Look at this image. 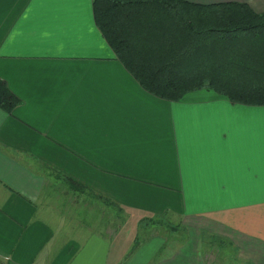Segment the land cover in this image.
I'll use <instances>...</instances> for the list:
<instances>
[{
  "label": "crops",
  "instance_id": "1",
  "mask_svg": "<svg viewBox=\"0 0 264 264\" xmlns=\"http://www.w3.org/2000/svg\"><path fill=\"white\" fill-rule=\"evenodd\" d=\"M0 78L21 99L0 107V264H264V105L150 93L93 0H0ZM67 177L123 223L90 231L58 212L50 189L87 196ZM145 220H175L179 241L142 238Z\"/></svg>",
  "mask_w": 264,
  "mask_h": 264
},
{
  "label": "trees",
  "instance_id": "2",
  "mask_svg": "<svg viewBox=\"0 0 264 264\" xmlns=\"http://www.w3.org/2000/svg\"><path fill=\"white\" fill-rule=\"evenodd\" d=\"M93 7L117 57L150 93L178 101L206 88L234 103L264 105V12L248 2L93 0ZM20 103L0 78V107L12 112ZM66 180L88 197L112 203ZM137 244L139 238L129 254Z\"/></svg>",
  "mask_w": 264,
  "mask_h": 264
},
{
  "label": "rangeland",
  "instance_id": "3",
  "mask_svg": "<svg viewBox=\"0 0 264 264\" xmlns=\"http://www.w3.org/2000/svg\"><path fill=\"white\" fill-rule=\"evenodd\" d=\"M50 196L54 198L56 205L58 204V212H63L62 208H64L67 212V216L73 215L74 217H76V214L78 216H81V218L78 221H74V223L77 222L78 226H80V223H84L87 225V228L90 231H93V229H95L97 226H100V229L102 225L107 226L111 223V220L114 223H123L124 221V216L120 217V212L117 210V208L109 205H104L101 200L92 199L87 196H78L74 194L73 191H71L67 186L62 187L60 184L57 189H50ZM122 214L123 213L121 212V215ZM153 221L154 220H147L144 228L142 227L143 224H141L139 231L143 233L151 229L153 231H158L160 235L167 236L168 238V234H173L174 239H168V243L174 244L179 241V237L181 236L180 234H182V232H172L169 227L170 225L168 224V222H170L171 224H175V220H163L160 224L156 220L154 222ZM150 236L151 232H146V234L142 235V238L157 239L158 237H160Z\"/></svg>",
  "mask_w": 264,
  "mask_h": 264
}]
</instances>
